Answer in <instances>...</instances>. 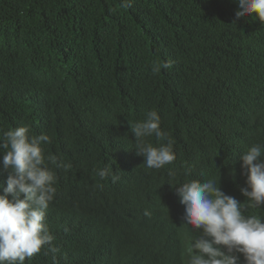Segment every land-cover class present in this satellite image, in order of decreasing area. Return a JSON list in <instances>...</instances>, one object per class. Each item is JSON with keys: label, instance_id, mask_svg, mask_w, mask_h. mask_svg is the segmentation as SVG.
Instances as JSON below:
<instances>
[{"label": "trees", "instance_id": "obj_1", "mask_svg": "<svg viewBox=\"0 0 264 264\" xmlns=\"http://www.w3.org/2000/svg\"><path fill=\"white\" fill-rule=\"evenodd\" d=\"M235 11L233 0H0V131L28 125L71 164L47 212L58 264H188L173 187L218 178L244 203L240 155L264 142V22ZM149 110L176 153L160 170L136 155L129 126ZM105 165L115 183L97 175Z\"/></svg>", "mask_w": 264, "mask_h": 264}, {"label": "clouds", "instance_id": "obj_2", "mask_svg": "<svg viewBox=\"0 0 264 264\" xmlns=\"http://www.w3.org/2000/svg\"><path fill=\"white\" fill-rule=\"evenodd\" d=\"M131 8L133 0H120ZM235 18L254 16L264 22V0H233ZM254 14V15H253ZM172 67V61L152 66L153 74ZM136 155L149 169L160 170L176 160L173 142L161 128V117L149 110L145 118L129 125ZM159 142L154 146L150 138ZM47 134L33 135L30 126L0 131V264H24L43 253L58 264L59 247L47 223L49 205L56 196L57 170L71 168L60 157L46 152L52 143ZM246 181L239 191L244 200L226 194L218 178L178 183L175 193L183 205L182 221L192 235L188 264H264V142L252 144L240 155ZM186 175L188 173H185ZM101 180L120 179L110 165L97 170ZM172 180L176 173L168 172ZM259 210L250 215L245 208ZM145 216L151 212L145 210Z\"/></svg>", "mask_w": 264, "mask_h": 264}]
</instances>
